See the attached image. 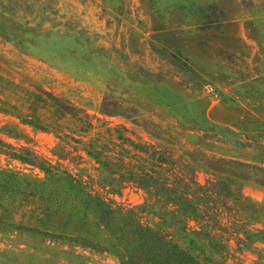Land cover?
<instances>
[{
	"label": "rangeland",
	"instance_id": "374dc122",
	"mask_svg": "<svg viewBox=\"0 0 264 264\" xmlns=\"http://www.w3.org/2000/svg\"><path fill=\"white\" fill-rule=\"evenodd\" d=\"M0 74L1 99L15 81L87 114L44 130L0 103V264H121L62 224L66 172L201 264H264V0H0ZM182 173L206 187L188 208Z\"/></svg>",
	"mask_w": 264,
	"mask_h": 264
},
{
	"label": "trees",
	"instance_id": "16d2710c",
	"mask_svg": "<svg viewBox=\"0 0 264 264\" xmlns=\"http://www.w3.org/2000/svg\"><path fill=\"white\" fill-rule=\"evenodd\" d=\"M210 22L212 20H208L207 25H211ZM5 81L4 75L0 74V85ZM9 83L13 87H17L16 91L18 92L12 95L15 97L14 103L10 102V100H13L12 97L7 100L0 97V103L6 102L11 110L17 112L16 117L19 118L20 122L44 130L48 128L45 125L48 124L46 122H54L56 124L60 120L78 122L80 124L79 128L83 126L85 120L83 116H87V114L82 113L73 105L64 103L51 92L37 87L30 88L23 85L21 87L15 81ZM47 110L53 111L50 113ZM78 114L81 116L77 117ZM122 128L125 131L127 130L124 126ZM107 130L111 131V128H107ZM118 138L126 142L125 144L130 147H137L130 137L119 134ZM23 151L31 153L26 148ZM13 154L29 163H38L39 166L45 165L43 162L37 161L39 157L36 155H32L29 158L16 153ZM222 159L227 161L226 158ZM171 164H174L173 169H175V162L161 155V169H164V166L169 167ZM65 176L69 185L68 188L71 191H76L75 193L79 194V197L77 198L78 201H74V197L70 198L67 195L62 203L58 205L59 210L65 212V219L62 224L64 226L70 224L79 225L76 230L77 235L79 234V238L86 244L116 253L121 264H201L194 256L180 248L176 243L166 239L162 233L160 234L156 230L142 224L137 213L132 208L117 204L108 197L106 194L114 192V187H109L105 194L101 193L99 189L90 188L91 186L87 184L86 180L78 179L71 173L66 172ZM180 176L182 177L177 180L179 183H183L184 189L182 190L183 192H178L177 198H179V201L176 204L181 205L183 208L194 206L192 199L193 189H200L204 197L206 196V187L193 177L185 176L184 173ZM165 180L167 179L165 178ZM135 186L147 188V184L143 181H140ZM156 186L158 189L164 188L166 192H176L171 182H165L162 177L157 181ZM187 189L191 191L185 193ZM117 190L119 191V189ZM68 194H70V191ZM90 213H92L94 221H91ZM76 214L78 218L74 219L73 216ZM56 235L63 236L64 234ZM65 236L70 238L71 235L67 234Z\"/></svg>",
	"mask_w": 264,
	"mask_h": 264
}]
</instances>
